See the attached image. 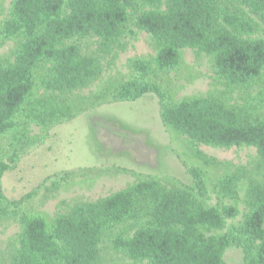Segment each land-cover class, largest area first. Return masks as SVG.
I'll list each match as a JSON object with an SVG mask.
<instances>
[{"label":"trees","instance_id":"1","mask_svg":"<svg viewBox=\"0 0 264 264\" xmlns=\"http://www.w3.org/2000/svg\"><path fill=\"white\" fill-rule=\"evenodd\" d=\"M130 21L151 36L154 56L128 61L127 79L90 97L63 98L101 73L98 59L82 55L70 41L97 38L98 52L107 55L133 34ZM7 42L16 47L11 60L0 59V222H15L19 232L18 248L4 264H99L102 238L124 224L135 230L117 233L111 244L130 264H226L230 249L240 251L243 264H264V186L243 168L228 172L200 153L201 167L185 168L188 184L168 187L145 175L54 216L39 211L35 201L69 187L71 173L52 174L18 199L7 198L2 185L4 175L55 127L90 107L146 95L156 97L169 132L215 148L252 147L264 169V0H13L0 20V48ZM185 49L206 55L227 90L254 93L240 105L213 95L177 99L163 76H181L188 68ZM207 169L224 171L212 179ZM241 191L247 212L226 226L239 209L225 201H236ZM211 192L215 205L207 204Z\"/></svg>","mask_w":264,"mask_h":264},{"label":"rangeland","instance_id":"2","mask_svg":"<svg viewBox=\"0 0 264 264\" xmlns=\"http://www.w3.org/2000/svg\"><path fill=\"white\" fill-rule=\"evenodd\" d=\"M12 1L0 0V20L8 15ZM128 30L133 34H125L107 55L98 52L97 38L70 41V44L79 48L82 55L98 59L101 73L87 87L63 98L77 101L90 97L111 83L127 79L128 61L135 58L151 59L154 56L155 46L151 36L138 31L132 21L128 24ZM260 36L259 32L255 38ZM15 47L16 44L12 42L2 46L0 59L11 60ZM182 57L188 67L182 75L171 73L163 76L169 85L174 86L177 99L213 95L223 98L229 105H240L246 93H254L253 90H227L215 78L206 55L185 49ZM197 153L222 163L228 172L241 167L247 176L264 186V169L259 166L254 148H215L195 144L184 136L169 132L161 122L158 101L153 95H146L135 102L90 107L71 122L55 127L42 144L30 148L17 167L4 175L2 185L7 198L18 199L52 174L71 173L73 181L69 187L51 195L41 193L35 201L39 211L54 216L66 212L76 202H94L108 197L145 175L155 177L168 187L176 182L188 184L190 178L185 168L192 165L201 167ZM119 169L130 172H119ZM223 171L206 170L212 179ZM243 199L244 193L241 191L236 201H225L226 204H236L239 209L237 218L227 221L226 226L242 220L247 212ZM216 203V196L211 192L207 204ZM134 230L133 224H124L105 234L99 246V264H130L131 261L124 254L112 249L111 242L117 233L130 235ZM18 232L19 227L15 222H0V264L9 262L15 254ZM219 233L209 231L207 235ZM224 261L226 264H243L238 250H228Z\"/></svg>","mask_w":264,"mask_h":264}]
</instances>
